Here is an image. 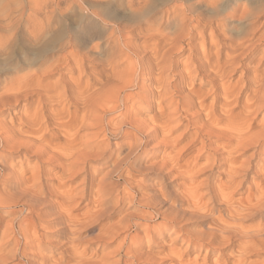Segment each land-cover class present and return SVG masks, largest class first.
<instances>
[{"label": "bare ground", "instance_id": "6f19581e", "mask_svg": "<svg viewBox=\"0 0 264 264\" xmlns=\"http://www.w3.org/2000/svg\"><path fill=\"white\" fill-rule=\"evenodd\" d=\"M6 2L0 6V114L22 101L24 103H21L22 113L17 117L18 126L12 120L0 121V211L7 209L8 212H15L16 207L22 208L13 220H5L6 223L0 220V264H12L14 261L17 264H33L28 260L32 257H29L28 251L42 248V244L35 239H42L40 229L48 226L56 227L57 238L61 239V242H56L60 248L63 247L59 257H54V261L51 257L52 264H135L139 256L130 244H138V240L130 238L128 247L125 246L126 232L140 224L130 223L129 218L120 219L116 226L112 223L107 225V230L100 228V233L92 238L108 244L120 238L115 250L103 253L84 249L88 246L81 249L77 246L83 241L85 232L91 231V225L107 211L114 212L134 199L140 206L152 209L145 214L150 219L156 217L166 223H175L182 216L203 218L202 226L198 227L201 229L195 234L193 231V235L189 233L188 242L196 251L201 247L228 249L226 260L231 259L230 263H220L214 258V264H264V258L258 260L264 255V183L253 195L248 193L237 206H233L234 195L239 191L251 161H238L239 157L230 156L232 152L248 149H253V156L263 150L264 119L259 125L256 118L260 109H264V72L255 75L252 72L258 86L253 87V96L237 112H234L233 106H240L242 102L238 95L241 89L238 82H228V74L236 69L238 57L245 53L249 45L251 47L247 42L264 25V7L260 15L249 21L247 35L233 38L228 36L225 24L227 17L236 16L231 14L236 7H229L232 0ZM10 2L21 7L12 10ZM4 3L5 0H0V4ZM71 3H76L81 12L72 10L73 22L64 23L61 34H57L59 29L55 27L54 16L62 14ZM183 4L186 6L183 7ZM194 4L211 10H207V14ZM25 5L28 11L24 10ZM247 7L242 6L241 15L246 13ZM124 9L126 14L122 13ZM250 12L253 13V9ZM101 38L108 50L102 59L92 54L101 47L97 42ZM186 50L190 51L189 55L182 63L183 69L178 71L179 64L174 56ZM29 51L35 53L30 57ZM17 52L23 55L18 56ZM231 53L232 57L227 56ZM86 58L94 69L99 68L96 71L91 68L94 72L91 82L87 81L89 78L83 80L71 76L48 80L64 64L80 71V61ZM143 76L149 83L140 90L149 99L147 105L156 104V108H153V114L147 121L128 120L126 102L138 94L129 91L138 87ZM198 77L204 80V85H210L209 89L193 85ZM175 93L180 95L176 98ZM208 95L212 96L213 103L221 102L218 108L213 103L204 104ZM68 102L73 110H70ZM195 107L198 108L194 112L196 114L188 117L187 123L186 120L184 122L191 142L202 140L204 132L227 138V145H222L226 150L221 153L213 151L206 159V166L198 169L227 165L223 171L225 181L218 188V198L225 208L224 216H216L215 207L209 208V204L201 202V198L188 204L187 208H179L167 192L169 186L154 187L149 195L141 191L139 198L136 197L138 193L131 191L128 167L138 172L149 171L151 175H160L165 180V173H162L165 167L178 171L186 166L184 162L179 168L177 158L170 155L158 164H150L145 159L142 161L141 151L155 142L158 146H167L171 151L169 153H173V117L179 111L187 112ZM100 111L102 115H99ZM148 123L156 126L147 128ZM51 125L54 127L51 128ZM111 137L121 140L112 142ZM202 146L208 145L204 143ZM29 157L35 161L31 163ZM99 160L108 167L103 177L100 176L97 181H88L83 177L78 183L77 178L88 162ZM17 162L20 163L19 168H15ZM47 165L57 167L59 172L55 186L44 182ZM198 170L194 172L191 167L185 170L190 183H187L188 187L199 182L196 180ZM114 176L120 181L112 183L110 180ZM196 188L199 187L191 188L192 196L196 195ZM187 191L186 194H189ZM52 194L56 196L54 201L49 198ZM88 194L98 197L91 198L92 208L77 218L73 210ZM214 197L215 192H211L207 201H213ZM111 202L113 204H109ZM165 205L166 208H163ZM22 211L27 214H22ZM146 230L144 228L145 233ZM176 246H169L167 254L172 261L169 264L197 263L183 262L185 259L177 255ZM147 250L148 255L151 251ZM195 255L198 257L197 253ZM52 261L50 257L49 263L44 260L46 264ZM204 261L201 264L210 263L206 257Z\"/></svg>", "mask_w": 264, "mask_h": 264}, {"label": "rangeland", "instance_id": "374dc122", "mask_svg": "<svg viewBox=\"0 0 264 264\" xmlns=\"http://www.w3.org/2000/svg\"><path fill=\"white\" fill-rule=\"evenodd\" d=\"M6 1H9V0H5V3L4 4H0V6H2V5L4 6L5 4H7ZM232 2L233 3H231V5H229V7L230 6H235L236 7V11L232 10V13H231L232 15H236V16L235 17H227L226 20H225L228 36L233 37V38L234 37L238 38V37L246 36L247 35L246 32L248 31V25L251 22L252 18L255 15H260L261 14V10H262L261 8L264 7V0H232ZM12 3L13 2H10V5H9L10 9L12 7V10H17L18 8L21 7L19 4H13V5H15V6H13ZM236 4H238L239 6L237 5L238 6L237 7ZM184 5L186 6V4H183V7H185ZM247 5H249V7H247ZM6 6H5V9H7ZM100 6L102 7L103 5H100ZM195 6L199 7L202 11L204 10V12L207 13V14H208L207 10H211V8H207V7L202 6V5L199 6L198 4H196ZM242 6H243V8L247 7V10H246V13L241 15V12L243 11ZM63 7H65V5ZM250 8L253 9V13L250 12V11H252V9H250ZM259 8H260V12L258 13ZM27 9H28V7L25 5L24 6V10L28 11ZM205 9H206V11H205ZM248 9H250V10H248ZM72 10L73 11L75 10L78 13L81 12V10L79 9V7H78V5L76 3H71L69 5V7L62 14L57 13L54 16V20H55L54 24L56 25L55 27H57L59 29L57 31V34H61L60 31L63 30L62 28L64 26V23L73 22L72 19L75 18V17L72 16L73 15L72 14V12H73ZM122 13L126 14L127 10L124 9L122 11ZM248 18H250V19H248ZM262 26H260L257 29V35L254 36L253 39L250 40V37H249V40L251 42L248 41L247 44L250 43L251 47L249 45V47L245 51V53L242 54L241 56H239L240 58L238 57V62L236 64L237 66L235 67L236 69L228 74V78L231 80V81L229 80L228 82H232V83L238 82V85H239V87L241 89L240 93L238 95L240 96V100L242 102H241L240 106H238V105L233 106L234 107V112L239 111L241 109V105L247 99H249V98H251L253 96V87L254 86H258V84H257L258 80L256 79V81H255L254 75L255 74H262L260 72H264V25H262ZM205 33L207 34V31ZM238 33H240V34H238ZM235 34H236V36H235ZM237 35H238V37H237ZM261 35H262V37H260ZM97 42H99L101 44V47L99 49H97V50H94V52L92 54L94 56H96L97 58L102 59V58H104V56L107 55L108 50L105 48L104 44H102V43H104L103 42V38H101ZM55 43H57V42H55ZM183 52H180L179 54H176L174 56V60L176 62H178V64H179L177 66V69H176L178 71H181L183 69L182 63L185 60V57L189 55L190 51L186 50V51H183ZM34 53H35L34 51L33 52L29 51L28 55L30 54L29 56L31 57ZM195 53L196 52H194V54ZM17 54H18V56H22L23 55V53H21V52L20 53L17 52ZM227 56L232 57L233 54L231 53L230 55L228 54ZM84 60L85 61H83V60L80 61V63H82L80 71H78L77 69L76 70L75 69H71L70 65H67V64L65 65L64 64V65H61V68L58 71L59 73L57 72V73L53 74L51 76V78H49L48 80L55 81L56 79H59L61 76H64V77L71 76V77H73L75 79H78L79 77H81L83 80L85 78L86 79L89 78V80H87V81L91 82V80H90L91 78L90 77L94 76V72L93 71H96L99 68L97 67L96 69H94V67L91 66L92 63H91L90 60H88L87 58L84 59ZM68 68L71 69V71H72L71 73L69 72L70 70ZM91 68L94 69V70L92 71ZM254 68H255V71H254ZM90 69H91L92 72L90 71ZM257 69H258V71H257ZM252 72L254 73V75H253ZM199 78L200 77L195 79V81L193 82V85L195 87L198 85L203 90L209 89L210 85L209 84H207V85L205 84L204 85V83H205L204 80L202 78L201 79H199ZM146 83L148 84L149 82L146 80V76H143V78H141L140 81H139L138 87H136L134 89H131L129 91V92L134 93V94L136 92H138V94L136 95V97L134 96L133 98H131L130 100H127V102H126L127 103L126 110H127V112H129L128 113V117H127L128 120L147 121L148 118L153 114L154 109L156 108L155 107L156 104H153L151 107L147 105V100H149V99H147V97L144 96V94L141 92L142 90H140V88H142V86H146L147 85ZM178 88H181V87H178ZM179 90L181 91L182 89H179ZM184 90H187V89L185 88ZM259 94H257L256 96H258ZM179 95H180V93H175L174 96L177 98ZM208 102L209 103H213L211 95L207 96V98L205 99V103L204 104L208 105L209 104ZM21 103L23 104L24 102L22 101ZM21 103L19 105H17L16 107H12L10 110L6 111L5 113L0 114V121L9 122V121L12 120L18 126L20 124V122H19L17 117H19L20 113H22V104ZM69 103L70 102H68L67 105ZM220 103L219 102H215L213 104H215L214 106H216L218 108ZM68 106H69L70 110L74 109L73 106H70V105H68ZM195 108H193V109H191V110H189L187 112L179 111L173 117V119H175L173 121V123H172L173 127H172V133H171V136L173 137V138L171 137L173 139V147L175 146L172 149L173 153H169V151H170L169 149L170 148H167V146H165V145L158 146V145L155 144V142H151V143H149L146 146V149L141 151V153L143 154L142 157H141L142 161L145 159L144 161H146V162H148L150 164L154 163V165H155L156 162L158 164L160 161L165 160L169 155L170 156H175L177 158V160H178L179 168H181L182 164L184 162H186L185 165L187 167L193 168V171L195 169L194 172H196L198 169L206 166V164H207L206 163V159L210 156V154H212L213 151H217V153L224 152V150H226V149H224L223 146L227 145L226 144L227 143V138L226 137H222L220 135L213 134V133L204 132L203 136H202V140H198L197 142H191L190 141L191 137H189L190 139L188 138V135L185 132V131H187L186 130L187 127L185 126V124L187 123L188 117H193L196 114L194 112L198 108H196V109ZM261 109H260V112L257 114V118H256V121L260 120L259 122L257 121V123H259V125H260L261 120L264 119V109H262V110ZM98 113H99V115L103 114L102 111H100ZM100 113H102V114H100ZM188 115H190V116H188ZM185 120H186V123H184ZM176 121H177V123H176ZM235 121H237V120L235 119ZM263 123H264V121H263ZM153 126H156V124L148 123L147 128H152ZM53 127L54 126L51 125V128H53ZM110 139H111L112 142L113 141L119 142L121 140L119 138H114V137H111ZM204 143H205V145L207 144L208 146L207 147H203L202 145ZM221 147H222V149H221ZM163 149L164 150L166 149L165 153H164ZM177 151H178V153H176ZM252 151H253V149H248V151H245V152L236 151V152H232L230 154V156L232 158L239 157V158H237L238 161H243L244 159L245 160H249V162L251 161L250 162V166L251 167L247 171V175L245 177H243V183H242L241 187L239 188V191H238L239 193L237 192L236 195H234L235 201L232 203L233 206H237L239 204V202L244 199V197L248 196L247 195L248 193L253 195V192L255 193V191H257V188L259 186H262L263 183H264V181H263L264 180V147H263V150L261 152L255 154L253 156H251ZM206 152H208V153L206 154ZM166 153H167V155H166ZM162 155H163V157H162ZM144 156H147V158L144 157ZM246 156H248V157H246ZM29 160H30L31 163H33L35 161L34 158H32V157H29ZM190 163H191V166L189 165ZM227 163H229V162H227ZM19 164L20 163L17 162L15 168H19ZM194 166H195V168H194ZM226 166L227 165H225V166L223 165V166H220V167H215L213 169H211L210 167H206L205 169H203L204 171L203 170H201V171L198 170V172L196 173V175H197V179L196 180H199V182L198 183L197 182L194 183L192 185V187H190L191 185L189 187L187 186L190 183L187 182V180H188V179H186L187 178V172H186L187 171V167L185 168L184 165L182 166V169H178V171H177V169H175V171H173V170L170 171L171 169L169 168V166L165 167L164 168L165 170L164 169L162 170V173H165L164 174L165 177H166L165 180L164 179L162 180V177L160 175H153V174L151 175V172H149V171L138 172V171H133L132 169H129V167H128V172L130 171L129 173H130V175L132 177L130 175H128V176H130V178H131V180H130L131 187H132L131 191L134 192V193H138V194H136L137 195L136 197H138V198L142 194L141 191H143L144 195H149L154 190V187L158 188V187H161V186H166V188H167L169 186L168 187L169 189L167 188V192L170 194L172 199L176 201V203L178 204L179 208H183V207L187 208L188 204L190 205L193 201L197 202L201 198V202H204L207 205L209 204L208 205L209 208H210V206L211 207H213V206L215 207V215L216 216H218V215H223L224 216V215H226L224 213L225 212V208H224V205H221L222 204L221 199L218 198V195H219L218 194L219 193V189L218 188L220 187V183L222 184L225 181L224 180L225 179L224 172H225V167ZM44 169H45L44 182L49 183V184L51 183V185L55 186L57 181H58V179H56L58 177H56V176H59V172L57 171V167H55L53 165H47V166H45ZM107 170H108L107 164H104L102 160L88 162V164L81 170V175L77 178V182L79 183L80 180L83 177H85V179L88 180V181L89 180H96L97 181L98 179L100 180L101 179L100 176L103 177V175H104L103 173H106ZM131 171H132L133 174H131ZM166 172H167V174H166ZM182 173H184L185 175H182ZM168 175L170 177H168ZM148 176H149V178H147ZM180 176H183V177H180ZM52 177H55V178H52ZM159 178H161V179H159ZM145 179L146 180L149 179V180L146 181ZM110 181H112V183L113 182L115 183V182H119L120 180H118L114 176ZM165 182L167 183V185H166ZM187 183H189V184H187ZM195 186H197L199 188H196V190H197V192L195 193L196 195L192 196L191 195L192 193H190L191 190H192L191 188H194ZM187 189H188L189 192L187 191ZM206 190H208V191H206ZM186 191L189 194H186ZM209 192L210 193L211 192H215L214 200L213 201L209 200L210 202L207 201V196L210 195ZM250 192H252V193H250ZM139 193H140V195H139ZM87 196H86L85 199L80 200L79 204L75 208L76 210H73V214H76L77 218L78 217L81 218V216H83V214H85L83 212H87V210H89V208H92L91 206H93V203H92V201L90 199L91 198L92 199H94V198L97 199V197H98L97 195L94 197L92 194H88ZM187 196L188 197L191 196V197L187 198ZM183 197L184 198L186 197V198L183 199ZM49 198H50V200L53 199V201L56 200V196L53 195V194ZM216 200H217V202H216ZM132 201L130 203H124L121 208L116 209V211H114V212L107 211L106 215L104 214V216L102 218H100L98 221L93 223V225H91V231L85 232L86 235L84 234L85 235V237H84L85 240L83 239L82 242L78 243L79 245L77 244L78 248L80 247V249H81V248H84L85 246L86 247L88 246L87 248H84V249H87V250L95 249L97 251L99 250L98 252H103V253H108V252H111L112 250H115L116 245L118 244V241L120 240V238L114 240L113 242L111 241L109 244L106 243L105 241H100V240L96 241L95 239H92V238L96 234L100 233L99 232V231H101L100 228H104L105 230H107L108 229L107 225H112L113 224V225L116 226L119 222H121V220L129 218V222L130 223L131 222L132 223L133 222H136V223L139 222V224H140L139 227L132 226L131 228H129L130 231L128 230L126 232L127 235H128V238L126 239L125 246L128 247L129 243L131 242L130 238H132L133 241H135V240L137 241L138 240V244H137V242H135L136 244L135 243L134 244H130L132 250L136 254H138V256H139V259L135 262V264H169V263H171L172 261H171V259H169V256H168L167 253H169V249H170L169 246H172L174 244H175V246L176 245L178 246V248L176 246L177 255L181 256L182 260L185 259L183 262L190 263L191 261L192 262L195 261L193 263L197 262L196 264H201V263L205 262L204 258L206 257L207 262L208 263L210 262L211 264L215 263V259H217L220 263H225V261L230 263L231 259L226 260L227 254L229 253L228 249H226V248L213 249V248H210V247H207V248L206 247H201V249L197 250V251L195 249L191 248V245L188 242V238L191 235H193V233H192L193 231H194V234H195L196 232H198L201 229V228L198 229V227L202 226V221L201 220L203 218L196 217V216L192 217V218H188V216H182V218L179 217L178 221L175 222V223H166V221L164 219H162V218H156L155 217L154 219H150L149 216H145V214L149 213V211H151L152 209H150V208L146 209L145 207L140 206L137 203V201H135V199L132 200ZM109 204H113V202H111ZM137 204H138V206H137ZM166 206L167 205H165L163 208H166ZM216 206H218L219 208L216 207ZM21 208L22 207H16L15 208L16 209V211H15L16 213L14 211H13L14 213L13 212H8L7 209H3L2 211H0V216H2L4 218L0 217V220H2V222H5V220L8 222L9 219L13 220L16 216H18L19 213H21V211H20ZM148 209H150V210H148ZM127 213L128 214L130 213L131 215H128ZM22 214H27V212L22 211ZM123 216H124V218H122ZM142 216H143V218H142ZM188 219H191V221L188 220ZM198 223H199V225H198ZM103 226H105V227H103ZM145 226H147V227H145ZM48 227H46V228L42 227L40 229V232H41L40 234L41 235L43 234L42 236H40V238H42V239H40V238H39L40 240L35 239L37 241V243L39 242V243L42 244V248L43 249L40 248V250H37V251L36 250L28 251L29 254L28 253L27 254L29 255V257L32 256L31 258L27 257V255H26V258L27 259L29 258L28 260L31 263H33V264H46L44 262V260H46V262L49 263V257H50L51 261H52V259L54 261V257L55 258L59 257V255L62 254L61 251H63L62 250L63 247L60 248L61 247L60 244L57 243L58 241L61 242V239L57 238L58 234H57V232L55 230L56 227H51V226H48ZM50 227L52 229H50ZM144 228L148 229V230H146V233L144 232ZM156 229H157V231H156ZM142 230H143V232H142ZM51 231H53V232H51ZM54 233H56V234H54ZM132 236H134V237H132ZM171 238H172V240H171ZM174 241H175V243H173ZM42 242H44V243H42ZM166 247H168V248H166ZM147 249H149V251H151V253L149 252L148 255L146 254L147 251H148ZM163 251H164V253H163ZM193 251H194L195 254L197 253L198 257H195L196 255L193 254ZM51 257H52V259H51ZM260 257L258 258V260H261L262 258H264V255L260 256ZM186 259H187V261H186ZM53 261L50 262V264H52ZM12 264H17V261H14Z\"/></svg>", "mask_w": 264, "mask_h": 264}]
</instances>
